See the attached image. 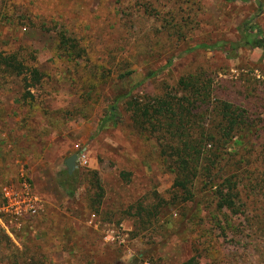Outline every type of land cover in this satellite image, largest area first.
<instances>
[{"label": "rangeland", "instance_id": "1", "mask_svg": "<svg viewBox=\"0 0 264 264\" xmlns=\"http://www.w3.org/2000/svg\"><path fill=\"white\" fill-rule=\"evenodd\" d=\"M245 26L264 40L253 0H0V53L41 73L27 88L16 75L0 82V189L24 178L44 205L0 222V264H15V251L19 264H183L194 254L197 264H264V55L243 44ZM220 41L240 47L195 48ZM189 77L200 99L208 93L192 110L195 131L216 135L220 102L243 113L215 153L235 181L238 214L213 199L211 170L190 199H173L163 135L134 121L135 103L184 105ZM117 97V117L105 122ZM81 152L72 174L96 175H80L69 197L64 161Z\"/></svg>", "mask_w": 264, "mask_h": 264}, {"label": "trees", "instance_id": "2", "mask_svg": "<svg viewBox=\"0 0 264 264\" xmlns=\"http://www.w3.org/2000/svg\"><path fill=\"white\" fill-rule=\"evenodd\" d=\"M224 1L234 2L236 0ZM253 1L257 4L259 11H261L260 2L258 0ZM242 32L244 35L243 44L245 46H250L257 53L264 55V40L259 29L257 27L251 29V27L245 26ZM239 47L240 45L233 41H220L211 45L200 44L195 46V48L209 50L222 49L228 54H231L230 51L234 52ZM26 64V61L18 58L16 53H9L6 55L0 53V82H2L6 76L16 75L17 77H21L26 88L34 86L35 83L37 84L40 80L41 73L36 68ZM180 85H182V90L186 96L184 105H178L177 108L173 106L172 103L157 101L155 106L149 105L141 109L140 107L137 108L135 103V107H133L135 110L132 109L134 121L141 126L145 124V126L154 127V124L159 127L163 135L162 138L164 139V143H160V148H162L161 155H164L171 169V173L175 175L174 186L178 189L173 199H177L178 196H182L183 201L190 199L193 196V191H191L194 184L193 182L199 175H203L207 170H211L214 171V173H211L209 177V181L211 182L208 181V190L213 194V199L220 204L223 210H226L231 215L238 214L240 205L235 181L232 179L231 175L222 174L225 165H218L219 167H216L220 155L215 153L218 152L219 149L225 148L223 144H221L222 140L226 137L235 135L234 126H236L237 129H239V125L242 126L244 122L243 113L239 112V109L236 107L232 108L230 104L220 102L219 108L221 107L222 109H219L217 114L220 121L223 122L220 130L215 132V135L211 129H207L202 125V128H199V132H197L192 127L194 125L191 119V116L194 115L192 114V110L196 108L195 102L197 100H200V102L204 101L208 93L206 94L205 92L204 99H200L203 86L193 77L180 79ZM28 94H31L30 91H28ZM118 101L119 97H117L115 103L110 106L106 114L105 122H109L117 117ZM158 117L164 119L165 126L162 125ZM105 122L101 124V128H103ZM160 127H162V129ZM90 172L91 171L83 174L75 172L71 175L66 173L63 181L60 182V186L69 197H74L78 177L82 175V179L84 180L90 175L95 177L96 173ZM213 180H216L215 184ZM96 182L97 181H94L93 187L91 188L92 194L95 196L94 202L99 204L98 199L101 197V194L97 192L101 191V186L96 184ZM161 205L162 204H160L159 207ZM154 208L156 211L157 208ZM152 213L153 212L150 210L148 214L151 216ZM224 229L225 227H222V230ZM14 259L15 264H19L16 251L14 252ZM197 260V256L194 254L185 260L183 264H197ZM23 261L24 258L21 257L20 262ZM34 262L35 264L38 263L37 261Z\"/></svg>", "mask_w": 264, "mask_h": 264}, {"label": "built area", "instance_id": "3", "mask_svg": "<svg viewBox=\"0 0 264 264\" xmlns=\"http://www.w3.org/2000/svg\"><path fill=\"white\" fill-rule=\"evenodd\" d=\"M261 2V9L264 11V0ZM84 157L83 152L79 153L77 162ZM0 193L2 199L0 214L3 215L0 222L6 226L18 224L19 219L25 215H38L44 207L43 202L33 193L30 183L24 178L17 183L3 185Z\"/></svg>", "mask_w": 264, "mask_h": 264}, {"label": "water", "instance_id": "4", "mask_svg": "<svg viewBox=\"0 0 264 264\" xmlns=\"http://www.w3.org/2000/svg\"><path fill=\"white\" fill-rule=\"evenodd\" d=\"M77 159H78V155L76 153L70 155L68 158L65 159L64 162L67 169V173L69 175H71L74 169L76 168Z\"/></svg>", "mask_w": 264, "mask_h": 264}]
</instances>
